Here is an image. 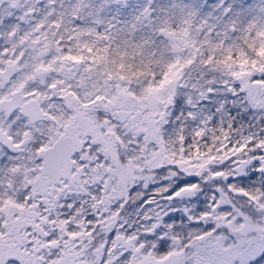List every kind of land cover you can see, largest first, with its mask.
<instances>
[{"label":"snow or ice","instance_id":"6c2138e0","mask_svg":"<svg viewBox=\"0 0 264 264\" xmlns=\"http://www.w3.org/2000/svg\"><path fill=\"white\" fill-rule=\"evenodd\" d=\"M0 264H264V0H0Z\"/></svg>","mask_w":264,"mask_h":264}]
</instances>
